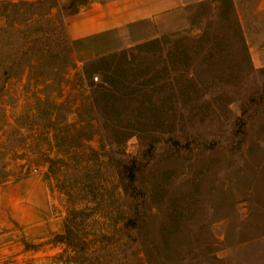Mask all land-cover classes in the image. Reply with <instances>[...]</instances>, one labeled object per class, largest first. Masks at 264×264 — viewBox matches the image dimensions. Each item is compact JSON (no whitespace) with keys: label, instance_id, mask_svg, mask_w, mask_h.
I'll list each match as a JSON object with an SVG mask.
<instances>
[{"label":"rangeland","instance_id":"rangeland-1","mask_svg":"<svg viewBox=\"0 0 264 264\" xmlns=\"http://www.w3.org/2000/svg\"><path fill=\"white\" fill-rule=\"evenodd\" d=\"M89 1L0 0V231L27 264H264V0H183L138 50L72 38Z\"/></svg>","mask_w":264,"mask_h":264},{"label":"crops","instance_id":"crops-1","mask_svg":"<svg viewBox=\"0 0 264 264\" xmlns=\"http://www.w3.org/2000/svg\"><path fill=\"white\" fill-rule=\"evenodd\" d=\"M184 6L183 0L89 1L67 17L68 33L79 39L114 32L121 47H128L185 29L188 21ZM26 232L0 231V264H27L31 250L27 248ZM43 241L41 237L34 242ZM42 250L37 254H48Z\"/></svg>","mask_w":264,"mask_h":264},{"label":"trees","instance_id":"trees-1","mask_svg":"<svg viewBox=\"0 0 264 264\" xmlns=\"http://www.w3.org/2000/svg\"><path fill=\"white\" fill-rule=\"evenodd\" d=\"M158 43H160V39L154 38L143 44L136 45L134 49L138 50V49H141L143 46H148V45L158 44ZM127 52L128 50L123 49L119 52L111 53L109 55H106L100 58V60L102 61H109V65L105 69L104 78L102 82L99 83V86L102 87V89L100 91V99L98 98V100H102L104 102V108L108 106V96L115 98V93L112 94L111 92L109 93L105 91L108 88L107 84L109 83L113 84L116 81V76H117V73L115 70L116 66L115 65L113 66L112 63L117 57H126ZM112 106L114 105L112 104Z\"/></svg>","mask_w":264,"mask_h":264},{"label":"built area","instance_id":"built-area-1","mask_svg":"<svg viewBox=\"0 0 264 264\" xmlns=\"http://www.w3.org/2000/svg\"><path fill=\"white\" fill-rule=\"evenodd\" d=\"M93 80H94V81H98V76H94V77H93ZM33 171L36 172L37 169H36V168H33Z\"/></svg>","mask_w":264,"mask_h":264}]
</instances>
